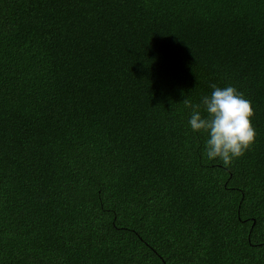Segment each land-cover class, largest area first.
I'll list each match as a JSON object with an SVG mask.
<instances>
[{"label": "trees", "instance_id": "trees-1", "mask_svg": "<svg viewBox=\"0 0 264 264\" xmlns=\"http://www.w3.org/2000/svg\"><path fill=\"white\" fill-rule=\"evenodd\" d=\"M213 84L253 110L227 166ZM0 264H264V0H0Z\"/></svg>", "mask_w": 264, "mask_h": 264}, {"label": "clouds", "instance_id": "clouds-1", "mask_svg": "<svg viewBox=\"0 0 264 264\" xmlns=\"http://www.w3.org/2000/svg\"><path fill=\"white\" fill-rule=\"evenodd\" d=\"M211 88L210 95L202 96L198 104L183 99L189 110L187 126L193 133L207 136L200 147L201 158L227 166L254 143L253 110L251 102L233 86L213 84Z\"/></svg>", "mask_w": 264, "mask_h": 264}]
</instances>
